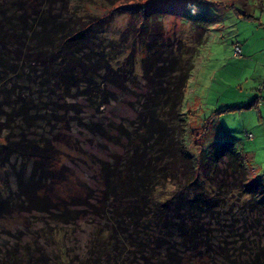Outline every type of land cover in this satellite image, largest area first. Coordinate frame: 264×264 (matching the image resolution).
<instances>
[{
  "label": "trees",
  "instance_id": "trees-1",
  "mask_svg": "<svg viewBox=\"0 0 264 264\" xmlns=\"http://www.w3.org/2000/svg\"><path fill=\"white\" fill-rule=\"evenodd\" d=\"M106 1L101 6L110 11L104 15L75 0H0V160L11 166L14 159L11 174L17 184L15 192L0 186V220L13 213L38 212L71 224L89 210L109 213V208L112 226L107 233L122 245L121 254L135 252L137 261L131 263L186 264V250L216 252L212 231L203 222L214 218L217 202L195 191L202 178L207 182L221 173L222 185H228L230 176L232 186L247 193L248 206L263 216L264 186L250 181L244 158L229 145L202 150L199 156L188 151L181 106L194 64L163 27L158 7L166 0L144 6L130 5L132 0ZM121 14L129 16L127 30L119 39L109 38L106 31ZM140 55L147 92L136 94V118L127 124H83L124 150L96 161L101 189L94 204L92 198L98 197L93 190L85 194L66 187L72 176L63 175L68 169L57 168L62 162L56 145L69 138L36 132L47 116L41 108L52 101H44V94L65 99L54 102L64 110L56 118L62 121L73 111L72 120L82 123L80 104L68 98L86 99L96 110L108 106L118 98L111 86L125 92L136 84ZM32 63H39L40 70ZM173 181L181 182L177 200L155 197L160 187ZM218 248L224 264L236 263L235 254Z\"/></svg>",
  "mask_w": 264,
  "mask_h": 264
},
{
  "label": "rangeland",
  "instance_id": "rangeland-1",
  "mask_svg": "<svg viewBox=\"0 0 264 264\" xmlns=\"http://www.w3.org/2000/svg\"><path fill=\"white\" fill-rule=\"evenodd\" d=\"M152 1L158 0H132L130 5L144 6ZM75 2L85 9V4L87 9L90 6L93 13L105 15L110 11L101 6L106 0ZM159 4L164 29L171 33L175 46L182 45L184 56L194 64L181 106L185 120L181 128L185 130L188 151L199 156L202 150L214 151L229 145L244 158L250 181L264 186V0H166ZM128 22V15H117L105 35L119 39L127 30ZM236 46L241 47L240 54L236 53ZM32 64L40 70L39 63ZM27 68H23L26 73ZM135 72L136 84L125 92L110 87L118 98L106 107L96 110L86 99L68 98V102L80 104L82 123L72 120L73 111L62 121L56 118L64 110L54 102L65 99L48 91L44 94V101L46 98L52 101L48 102V108H41L47 116L36 132L39 136L69 138L68 143L60 140L56 145L62 162L57 168L68 169L63 175L72 176L66 187L85 194L93 190L91 194L98 197L92 198L94 204L101 189L96 161L109 159L115 153L123 154L124 150L121 144H111L83 124H127L134 120L139 108L136 94L147 92L141 55ZM18 96L14 100L19 103ZM21 96L24 98V93ZM227 160L225 155L220 165L223 170ZM3 163L0 160V186L15 192L16 178L11 174L14 159L11 166ZM218 176L207 182L202 178L199 189L195 188L205 194L203 197L215 198L217 202L214 218H205L203 222L212 231L215 244L212 249L216 252L201 254L196 249L186 250L185 263L224 264L220 246L225 252L230 250L235 254V264H261L259 258L264 262V216L259 209L248 206L247 193L232 186L230 176L228 185H222L224 174ZM180 185L178 181L168 182L159 188L155 197L177 200ZM176 204L172 206L176 208ZM108 211L89 210L87 216L71 224L58 223L52 216L38 212L13 213L0 220V264H134L131 261H137L132 256L135 252L131 249V253L121 254L118 250H123L122 245L109 238L112 213L109 208Z\"/></svg>",
  "mask_w": 264,
  "mask_h": 264
},
{
  "label": "built area",
  "instance_id": "built-area-1",
  "mask_svg": "<svg viewBox=\"0 0 264 264\" xmlns=\"http://www.w3.org/2000/svg\"><path fill=\"white\" fill-rule=\"evenodd\" d=\"M241 51H242V50H241V47H240V46H236V53H237V54H240Z\"/></svg>",
  "mask_w": 264,
  "mask_h": 264
}]
</instances>
